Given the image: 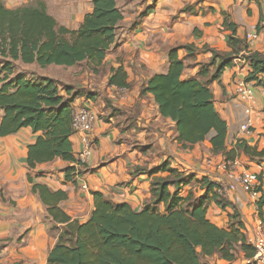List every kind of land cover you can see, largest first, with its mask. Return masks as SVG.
Masks as SVG:
<instances>
[{"label":"crops","instance_id":"obj_1","mask_svg":"<svg viewBox=\"0 0 264 264\" xmlns=\"http://www.w3.org/2000/svg\"><path fill=\"white\" fill-rule=\"evenodd\" d=\"M2 1L8 8L29 2ZM80 4L78 0L71 2L74 8ZM116 4L123 17L116 27V40L98 71H91L85 62L45 67L14 62L18 70L26 74L49 77L72 86L74 91L92 92L94 96L89 99L77 95L72 105L87 104L97 120L89 134L90 152L85 160L79 157L86 148L80 134L70 136L73 154L80 165L55 158L29 168L26 163L28 145L39 133L26 127L0 136V242L4 244L0 264H45L64 226L53 220L47 206L32 191L29 175L32 181L45 184L53 191L63 190L67 197L59 206L71 219L80 222L86 221L93 210L94 192L104 194L115 204L127 203L133 209H142L151 199L153 177L167 174L149 175L146 171L165 160L184 174H194L192 181L180 188L182 196L190 192L193 197L202 195L204 189L198 181L202 176L223 185L229 180V170H223L220 165L223 155L211 152L209 140L182 148L176 139L174 121L163 117L152 94L142 93L141 89L151 76L166 72L168 52L173 47H193V50L179 48L177 51L185 65L183 79L199 77L212 56L210 49L229 51L227 36L232 32L223 26V13L235 24V36L244 38L246 32H257L258 37L249 49L264 53V0H116ZM91 10V1L85 0L84 10L75 14L74 19L50 14L60 24L76 29ZM119 67L122 69L119 80L125 85L109 84L113 70ZM212 70L209 67V75ZM248 71L249 66L244 61L235 59V64L221 73L220 83L217 80L209 83L214 107L227 124V149L235 148L239 140L259 150L264 148V93L259 86H254L251 103V132L240 130L243 103L237 99L236 83L244 79ZM234 159L237 164L230 172L238 174L248 168L259 173L260 187L264 191V162L252 161L242 151ZM73 165L81 173L67 180L64 169ZM82 181L88 189L81 187ZM259 196H251L239 185L223 196L239 211L248 242L261 222L256 206ZM234 198L239 201L235 202ZM157 207L163 210L162 203ZM232 210L231 205L222 207L212 202L206 216L217 226L227 227ZM262 211L264 218V206ZM208 258H216L218 264L228 263L217 255Z\"/></svg>","mask_w":264,"mask_h":264},{"label":"trees","instance_id":"obj_2","mask_svg":"<svg viewBox=\"0 0 264 264\" xmlns=\"http://www.w3.org/2000/svg\"><path fill=\"white\" fill-rule=\"evenodd\" d=\"M90 1L92 10L76 29H70L48 12L43 0L16 8H8L0 0V136L26 127L39 133L28 145L29 168L55 158L82 164L75 158L70 141L72 103L79 94L87 99L94 94L74 91L72 86L46 76L26 74L16 69L14 62L41 67L85 62L91 71H98L116 40V27L123 15L116 0ZM223 15V26L232 32L227 36L229 51L210 49L212 56L199 77L183 79L185 65L177 51L193 47H173L168 52L166 72L151 76L141 92L151 93L159 113L174 121L176 139L182 148L208 139L211 152L221 153L226 160H234L242 151L250 160L264 162V148L259 150L243 140L235 148H226L227 124L214 107L209 83H220L221 73L233 66L235 59L249 66L245 81L264 85V53L251 51L244 38L235 36V24ZM209 67L213 69L211 75ZM121 73L120 67L113 70L108 83L125 85L119 80ZM158 172L167 174L153 177L151 199L142 209H133L127 203L115 204L104 194L94 192L93 210L84 222L71 219L59 206L67 197L63 190L53 191L32 181L29 175L32 191L47 206L48 214L64 224L45 264H204L202 258L214 255L227 262L235 261L238 252L246 259L253 256L254 247L243 231L240 213L218 193L220 185L216 181L202 176L198 181L204 193L198 197L191 192L182 196L180 188L189 184L194 174L170 167L168 160L146 171L149 175ZM64 173L70 180L81 171L73 165L66 167ZM256 191L260 194L256 206L264 230V191L260 186ZM212 202L222 207L231 205L227 227H219L207 218ZM160 203L162 211L157 207ZM3 246L0 242V251Z\"/></svg>","mask_w":264,"mask_h":264},{"label":"built area","instance_id":"obj_3","mask_svg":"<svg viewBox=\"0 0 264 264\" xmlns=\"http://www.w3.org/2000/svg\"><path fill=\"white\" fill-rule=\"evenodd\" d=\"M258 37V33L246 32L244 39L248 45L255 41ZM243 61V60H242ZM236 88L237 99L243 103V121L240 125V130L244 133L251 132L253 122L251 118L252 105L254 101V86L253 82L245 81L244 79L238 80ZM264 93V85L259 86ZM97 120V115L87 104H74L72 112V129L73 133L80 134V139L86 144V148L79 154L82 160L88 156L90 152V137L89 134L93 129V126ZM236 160H226L224 157L221 159L220 165L223 170H229V180L225 185L218 183L220 188L218 193L225 197V194L229 191L235 190L236 186L239 185L245 192L251 196L256 197L259 192L256 191L260 186L259 173L251 171L248 168H243L238 174H234L230 171L236 166ZM80 175V174H79ZM81 187L88 189V185L82 181ZM235 202L239 201L238 198H234ZM249 242L254 247V254L252 257L245 259V264H264V230L262 223H259L258 230L253 237L250 238Z\"/></svg>","mask_w":264,"mask_h":264},{"label":"rangeland","instance_id":"obj_4","mask_svg":"<svg viewBox=\"0 0 264 264\" xmlns=\"http://www.w3.org/2000/svg\"><path fill=\"white\" fill-rule=\"evenodd\" d=\"M33 0H29V2H32ZM47 5V10L51 14H55L59 16L61 19L64 17L72 18L74 19L75 14H79L82 12L85 8V0H78L81 2L80 6L78 8H74L71 5L72 0H44ZM28 2V3H29ZM3 59L0 58V61ZM19 66H16V69ZM245 257L242 252H238L236 256V260L233 262L223 263V264H245ZM212 261V263L210 262ZM202 262L204 264H218L216 261V258H202Z\"/></svg>","mask_w":264,"mask_h":264}]
</instances>
